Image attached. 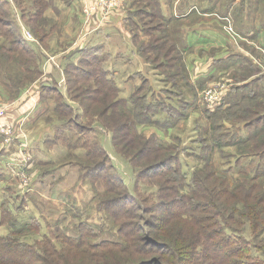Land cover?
<instances>
[{
	"label": "trees",
	"instance_id": "16d2710c",
	"mask_svg": "<svg viewBox=\"0 0 264 264\" xmlns=\"http://www.w3.org/2000/svg\"><path fill=\"white\" fill-rule=\"evenodd\" d=\"M11 1L21 20L44 47L54 32V28L46 29L48 21L42 17L47 1ZM138 1L143 5L137 11L149 23L147 28L142 27L149 41L143 46L141 57L166 76L168 65H174L181 57L175 45L168 44L167 33L162 32L166 22L156 9L157 0ZM146 9L148 18L143 17ZM0 39L3 41L0 59L16 62L25 74L36 75L35 79L40 76L36 51L21 38L8 0H0ZM15 55L22 59L13 58ZM102 63L96 50H89L78 64L65 66L67 99L76 108L52 85L43 90L46 95L54 96V113L61 123L58 132H68L64 137L68 150L71 152L76 147L84 151L79 161L72 156L75 160L72 163L81 167L82 178L100 182L103 188L99 210L116 225L118 243L96 241L93 230L81 224L75 237L55 231L51 238L57 244L46 237L27 244L22 241V230L38 232L40 225L32 222L16 229L14 211L4 200L0 204V226H9L11 232L0 237V264H264V188L258 182L264 176V165L257 167L252 176L248 175L253 158L264 161V94L248 91L236 101L223 99L219 106L212 108L207 114L211 121L209 134L199 150L201 165L188 175L180 163L178 149L135 131L137 123L168 130L183 114L167 111L172 107L165 106L161 98L156 103L146 99L150 87L142 78L131 95L133 115L127 101L116 98L119 89ZM172 71L174 79L178 73L176 69ZM167 78L163 76L165 84ZM22 81L19 87L9 85L10 90L20 89ZM151 97L155 96L151 94ZM158 113L165 114L162 124L150 118ZM83 117L95 124L78 123ZM226 123L237 127L226 132ZM102 132L110 134L112 154L136 168L131 193L112 165L111 153L105 145L86 138L90 133ZM227 148L238 152L234 162L239 174L245 176L243 180L236 181L220 172L206 155ZM244 160H249L247 167L241 164ZM144 180L154 186L153 193L140 192L139 183ZM246 227L252 233L251 239L244 236ZM173 229L175 232H171ZM196 253L199 255L194 256Z\"/></svg>",
	"mask_w": 264,
	"mask_h": 264
},
{
	"label": "rangeland",
	"instance_id": "374dc122",
	"mask_svg": "<svg viewBox=\"0 0 264 264\" xmlns=\"http://www.w3.org/2000/svg\"><path fill=\"white\" fill-rule=\"evenodd\" d=\"M10 3V9L13 14L14 20L17 23L18 29L21 32V29L24 28L25 30L31 33L30 27L25 24L21 18L20 13L14 6L11 0H8ZM47 1V0H46ZM230 0H217V2H221L220 11L216 12V21L219 23V27H221V31L224 34L223 27L226 26L222 18H229L228 16H221L222 12H226L227 8L231 6ZM240 1L239 4L241 7L239 8H246L251 10V16L253 17V21L258 20V29L259 32H263V41H264V0H238ZM81 2V0H80ZM47 7L49 8L50 4L49 1L46 2ZM126 0L120 3L121 8L123 5H127ZM136 10L143 4H135ZM119 6V7H120ZM118 7L111 9L117 10ZM120 8V9H121ZM158 5L157 8L158 9ZM45 9V10H46ZM236 9V7H235ZM238 9V7H237ZM239 10V9H238ZM260 11V12H259ZM82 12V9H81ZM44 13V12H43ZM218 14V15H217ZM125 20L123 21V25L131 38L129 40V45L127 52L129 57H131V41L133 45L136 47V53L138 56L144 61L141 57V50L145 44L148 43L149 37L145 35V33H139L133 28V24L131 20V0H129L128 5L125 6L124 11ZM43 17V15H42ZM241 17V16H239ZM45 19V18H44ZM81 19H84L83 14H81ZM107 18H104L103 21H106ZM136 20H139L142 24V27L145 29L147 28V19H142V16ZM48 26L46 29L54 28L55 25H52L48 19ZM85 22V19H84ZM89 22V19H88ZM156 22V21H154ZM229 22H232L229 19ZM132 24V25H131ZM233 23H231V26ZM132 26V27H131ZM162 32H166L168 37L167 41L169 45H175L174 39L170 36V30L165 28ZM32 34V33H31ZM163 34V33H162ZM160 34V35H162ZM155 35V34H154ZM156 35L159 36V33ZM155 35V36H156ZM225 35V34H224ZM33 36V34H32ZM228 37L227 35H225ZM34 37V36H33ZM35 38V37H34ZM36 39V38H35ZM144 39V40H141ZM229 39V37H228ZM231 41V40H230ZM229 41V44L233 46L235 52H237L242 58L251 56L247 51L248 56L245 55L246 53L240 51L234 44ZM3 43L0 39V45ZM264 43V42H263ZM240 48L245 46L249 47L250 49H254L256 51H248L252 52L253 54L257 52V56L260 57V61L254 60L260 65L261 73L264 74V57L262 52L264 49L258 45V42L252 43L249 40L243 39L239 42ZM264 46V45H263ZM177 52V51H176ZM178 55L182 58L180 52H177ZM260 55V56H259ZM17 56V57H15ZM13 58L20 59V55H15ZM127 57L129 60L131 58ZM102 58V56L100 57ZM125 57V59H127ZM22 59V58H21ZM124 59V58H123ZM249 59V58H248ZM145 62V61H144ZM165 62V60H164ZM148 64V63H147ZM169 64V63H168ZM236 61L234 62V65ZM149 65V64H148ZM155 66V65H154ZM154 66L150 67L154 69ZM168 70L166 73L168 75L163 76L167 78V83L165 85L159 84L158 82L151 80L152 88L150 87V91L147 92L148 100L151 102L156 103L159 100H164L165 106L172 107V110L167 111H180L182 119H179L174 124V127L167 128L168 130H164L161 127L156 126H149V125H141L140 123L135 124V131L138 134H141L145 137H153L158 143H161L165 146L173 145L176 149H178L177 153L179 156L180 163L182 164V168L184 172L188 175L197 168L200 167L201 163L199 160L200 156V149L204 145V140L206 139L207 135L209 134L210 130V120H208V115L212 108H209L205 105L201 99H199L201 91L199 89H191L189 87L188 82L191 83V79L187 68L183 64L182 59L177 61L174 65H168ZM250 67V65H248ZM257 67V65H255ZM103 69L107 71V65H102ZM116 68L120 71L119 77L117 81V86H119V94L116 96L118 100L124 99L127 101V106L131 110L132 114L134 115V108L131 105V95L133 94L136 87L134 84H137L141 80L140 78H134L133 82H131V64L127 65L126 67H117ZM172 68V69H171ZM254 68V67H253ZM31 69H34L31 66ZM65 68H63L64 70ZM173 69L177 70V75L175 78H172ZM224 69V68H222ZM159 72L162 71L160 69H156ZM155 70V71H156ZM34 71V70H33ZM40 72V69H39ZM109 73L111 71H108ZM184 72V74H183ZM160 75V73H158ZM191 74V73H190ZM193 75V74H191ZM232 73L230 75L221 76L219 78H226L230 79ZM246 75V74H243ZM243 75H239L236 78V81L231 80L230 84L240 83L244 80L247 75L242 78ZM36 75H27L25 74L24 68H21L16 62H4L0 59V93L4 96L14 97L19 93L18 91L22 89H27L29 86L31 87L33 84L37 82L39 77L36 79L33 78ZM161 75V77H163ZM185 81H184V79ZM263 80L260 79L261 85L264 86V77ZM22 81V87L17 91H11L9 85L19 87V81ZM29 83H28V82ZM255 81H258L255 80ZM26 82V83H25ZM219 81H217L218 83ZM25 83V84H24ZM216 82H214L215 84ZM254 83V81H253ZM24 84V87H23ZM177 84V85H174ZM213 84V83H212ZM209 85V84H208ZM174 86V87H173ZM228 86V85H227ZM243 87V86H242ZM239 87L242 92L239 94H243L246 91H243L245 87ZM9 88V89H8ZM163 89V93H161L160 89ZM204 90V89H203ZM235 90V88H234ZM171 92V93H170ZM230 92V88L228 90ZM151 93L155 97H151ZM228 94V93H227ZM226 94V95H227ZM241 94V95H242ZM260 95H262L260 93ZM226 97V96H225ZM224 97V100H226ZM157 98V99H156ZM161 98V99H159ZM234 99L235 101L238 100ZM53 101V100H52ZM53 101V105H54ZM51 108V107H50ZM208 111L206 113V111ZM2 117L4 113L2 112ZM80 115V114H79ZM1 117V118H2ZM42 120L38 122L37 125L34 126V136L33 138L28 137L24 130L18 131L16 134L18 138L16 140L20 141L14 150L20 152L18 155L8 154L6 157V161L2 159L0 160V174L6 173V178H1L0 180V204L4 200L9 204L11 210H13V219L15 220V228L23 229L24 224L27 223H38L40 225L38 232L29 231L28 233L21 232L22 241L27 244H33L34 242H40L46 238L50 239L54 244H57L53 237L54 232L58 231L62 236L68 237H75L79 226L81 224L89 226L94 234L97 237L96 241H111L118 243V234H117V227L113 223L112 219L103 211L99 210L100 200L103 197L104 192L100 182H91L90 179L82 178V169H79V176L76 184L74 186H69V181L66 177L59 178V181L50 182L47 179L48 173L59 169L58 171L61 174L66 173L64 170L67 171L68 168L71 167L70 163L73 162L72 156L77 158L78 161L82 159L84 151L80 148H76L73 151H69L67 148V143L64 140L65 136H68V132L65 131L63 133L58 132L59 127H61V123L59 122L58 117L54 113V106L52 109L47 110L44 114H41ZM153 120L157 123L162 124L165 120L164 113H158L156 116H150ZM83 124L91 125L95 124L87 120L86 118H81ZM140 124V125H139ZM226 132L233 131L237 125L226 123L225 124ZM241 128V126H238ZM74 133V131L72 130ZM72 134V133H71ZM241 136L245 135L243 130L240 131ZM74 136L73 134L71 135ZM1 138V137H0ZM16 138V137H15ZM25 138L30 142L28 144ZM48 138L54 140L53 143H49ZM90 142L96 141L103 143L105 148L109 150L110 160L112 165L115 166L119 174L122 175L123 179L126 182V186L128 191L131 193L134 189V184L131 183L132 179L135 176L136 168L130 165L126 160L118 157L115 154H112L110 148V134H104V132L100 133H90L86 136ZM75 139V136H74ZM95 142V143H96ZM93 143V142H92ZM11 145V144H10ZM8 146V144H7ZM238 152H236L235 148H227L223 151H215L213 153H206L209 155L213 160V163L217 167V169L222 173H227L229 177L236 181L243 180L245 176H241L239 174L237 167H235V159ZM71 155V157H69ZM2 158L0 154V159ZM75 161V160H74ZM249 160L242 161V165L247 167L249 165ZM264 165V161H260L256 158H253L252 169L248 175L252 176L255 172L257 167H261L260 165ZM70 166V167H68ZM79 168L78 165H75ZM72 168V167H71ZM231 168V169H230ZM230 169V170H229ZM71 170V169H70ZM58 171H55L58 174ZM38 172V173H37ZM87 174V173H85ZM51 178H55V175H52ZM259 178V177H258ZM61 179V180H60ZM258 182L264 188V176H261ZM140 192L142 194L153 193L155 191L154 186L147 180H144L139 183ZM43 197L45 199H43ZM9 226L4 225L0 226V237H5L10 233ZM171 232H175L173 229ZM244 236L246 238L251 239L252 233L249 230V227L244 229ZM25 236V237H24ZM46 237V238H45ZM169 238V236H168ZM124 251V250H121ZM256 256L259 257V253L254 252ZM194 256H198L199 254H193ZM116 256V255H115ZM264 259V258H263Z\"/></svg>",
	"mask_w": 264,
	"mask_h": 264
},
{
	"label": "crops",
	"instance_id": "0c3cea01",
	"mask_svg": "<svg viewBox=\"0 0 264 264\" xmlns=\"http://www.w3.org/2000/svg\"><path fill=\"white\" fill-rule=\"evenodd\" d=\"M47 1H49L50 6L44 11L43 18L55 25L50 40L46 42L44 47L39 44L37 39L35 40L38 45L25 42L36 51L40 69L39 79L31 87L19 90V93L14 97L10 98L0 93V110L4 113L2 120L14 128L16 137L8 146L0 138L1 161L2 159L6 161L8 154L19 156L20 152L14 150L20 142H16L18 138L16 133L24 130L27 138H33L34 126L42 120L41 114L54 106L52 101L54 96L46 95L43 88L51 85L57 88L65 101L67 100L70 106L76 108V105L67 99L63 68L69 64H78L83 54L89 50H96V54L102 56V65H107V71H111L108 73L116 85H118L117 81L120 75L116 66L126 67L129 64H131V82L134 78L141 76L151 88L153 87L150 86L152 79L165 85L163 77L138 56L132 41L131 57L125 54L129 48V40H131L123 25L125 6L128 5L129 0H126L127 5L109 12L106 21H103L104 18L101 17L100 11H97L86 23L84 19H81L82 3L80 0ZM123 1L125 0H119L120 3ZM239 2L233 0L227 11L219 15L228 16L231 19L235 32L241 38L252 43L258 42V45L264 49L263 32H259L258 20L253 21L250 8L247 7V10L246 8H239L241 7ZM137 3H139L138 0H131V20H133V25H131L137 32L142 33V23L136 20L141 15L135 9ZM157 3L158 13L166 22L164 28L170 30V36L175 41V50L180 52L183 64L189 73L191 83L188 82V84L191 89L201 91L214 82H225L228 85V90L230 88V92L225 95L226 102L237 99L242 94H239L242 92L239 87L242 86L245 87H242L243 91H255L264 94V86L260 82V79L263 80L261 77H264V74L261 73V66H258V63L254 61L257 60V52L252 53L256 50L243 45L244 47L241 49L247 51L251 56H248L249 54L246 52L244 53L249 59L236 56L240 54L235 52L233 46L229 44L228 38L222 33L221 27L218 26L219 23L215 16L216 12L221 10V2H217V0H157ZM148 16V9H146L143 12V17L148 18ZM247 48L252 52H249ZM125 57H129L131 60L125 59ZM260 58L261 56L258 57V61ZM235 61L236 64L234 65ZM231 73L230 79L233 81H236L235 77L239 75L246 74L247 77L242 80L241 85L235 82L230 84V79L219 78ZM246 75H243L242 78ZM257 79L258 81H255ZM141 80L134 84V87H137ZM117 87L119 89V86ZM160 90L161 93L164 92L162 88ZM151 94L153 95V93ZM25 140L30 144L26 138ZM48 140L51 139L48 138ZM70 165L72 168L68 166L70 168L67 171L64 170L67 174H61L57 169L48 173L47 179L53 182L66 177L69 180L67 181L69 186H74L78 180L79 168L72 162ZM55 171H58V174ZM52 175H55V178H51ZM6 176V173L0 174V180ZM43 199L47 200L46 197Z\"/></svg>",
	"mask_w": 264,
	"mask_h": 264
},
{
	"label": "built area",
	"instance_id": "2783aa9c",
	"mask_svg": "<svg viewBox=\"0 0 264 264\" xmlns=\"http://www.w3.org/2000/svg\"><path fill=\"white\" fill-rule=\"evenodd\" d=\"M81 3L85 23L88 22V19L97 11H100L102 18H107L111 9L120 6L119 0H81ZM221 21L226 25L223 27V31L224 34L229 37L228 40H231L230 42L232 44H234L240 51L244 52L239 44L243 38L235 32L234 28L231 26V22H229V18H222ZM21 37L27 43L38 45L32 34L24 28L21 29ZM262 54H264V52H262ZM262 56L264 57V55ZM227 92L228 86L225 82H216L202 90L199 99H201V101L209 108H214L220 105ZM1 114L2 111L0 110V137L4 140V144L10 145L12 141L16 139L15 131L11 125L3 122Z\"/></svg>",
	"mask_w": 264,
	"mask_h": 264
}]
</instances>
